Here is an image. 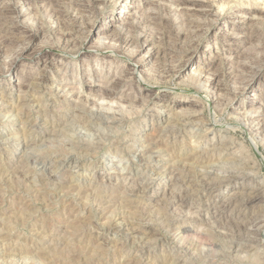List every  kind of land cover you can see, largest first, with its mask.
I'll return each mask as SVG.
<instances>
[{"label":"rangeland","instance_id":"374dc122","mask_svg":"<svg viewBox=\"0 0 264 264\" xmlns=\"http://www.w3.org/2000/svg\"><path fill=\"white\" fill-rule=\"evenodd\" d=\"M20 1L29 14L12 34L15 15L1 10L12 2L0 0V37L14 39L0 45V264H264L263 221L250 242L221 228L243 185L258 193L248 218L264 214V131L240 118L254 106L264 120V0H221L217 19L184 13V27L199 37L177 48L169 44L179 18L172 0H64L59 10L77 42L67 52L53 47L56 23L44 0ZM122 5L127 12L117 14ZM116 34L117 43L99 46ZM130 36L136 45L126 49ZM257 61L247 85L233 78ZM198 66L203 75L191 79ZM110 78L113 96L100 99ZM183 163L240 178L189 193L183 211L165 210L162 184ZM129 181L147 190L130 192Z\"/></svg>","mask_w":264,"mask_h":264},{"label":"bare ground","instance_id":"6f19581e","mask_svg":"<svg viewBox=\"0 0 264 264\" xmlns=\"http://www.w3.org/2000/svg\"><path fill=\"white\" fill-rule=\"evenodd\" d=\"M195 2H199L200 3H195V2H191L189 3V1L186 0H172L170 1L171 4H174L175 7L177 8V14L179 13V22L177 19V22L174 23L176 24V33L172 34L171 32L169 33V40H170V46L172 48H177L179 45L184 46L186 45V43H190V38L197 37L199 34L198 32L199 30H194V31H188L185 27H184V23L187 22H181L182 18L181 16L185 13L188 12V14L190 16H199V15H204V16H210L213 17V19H217L219 17V12L222 13L224 11V8L226 5H223L221 0H193ZM11 4H9L8 6H6L5 8L1 9L3 10L2 12V16H8L11 17L9 15H15L14 19L17 21L18 18L20 17H24L26 16L28 13V9L26 8V10L24 11L23 7L25 6L24 2H21L20 0H11ZM26 2H28V4H32V2H30L29 0H26ZM45 2V6H47V9L50 10L51 14H48L50 17H52L54 19V23H56V30H57V35H58V39H55L54 43H53V47H57L60 50H62V52H67L69 50H71L74 45L73 40H71V36H70V32H69V28H70V23L69 20L65 19V16H63V12L59 10L60 5L64 4V0H44ZM66 2V1H65ZM19 3H22V5L20 6V9H18V5ZM91 3V2H90ZM99 3V2H98ZM101 3V2H100ZM229 3V2H228ZM231 4V3H230ZM234 4V3H233ZM106 5V4H105ZM150 5V4H149ZM123 7H118L117 9H115L114 11H116L117 14H121L124 15L127 12V7H125L124 5H122ZM193 7V9H187V7ZM1 8V7H0ZM150 8V7H149ZM155 8V7H154ZM208 9V10H204V9ZM215 8L218 9V11H215ZM23 9V11H22ZM226 9V8H225ZM189 10H192L193 12H189ZM114 11L112 12V14L114 13ZM150 11V10H149ZM243 10H240V13ZM1 14V13H0ZM44 14V13H43ZM187 14V15H188ZM44 16V15H43ZM151 16V15H150ZM149 16V17H150ZM153 16V15H152ZM178 16V15H177ZM251 16V15H250ZM141 17V16H140ZM145 17V16H144ZM185 17V16H184ZM189 17V16H188ZM187 17V18H188ZM2 18V17H1ZM263 18V17H262ZM73 19V18H72ZM145 19H147L145 17ZM152 19V18H151ZM210 19V18H209ZM211 19V20H213ZM2 20V19H1ZM208 20V19H207ZM24 21V20H23ZM85 21V20H84ZM83 21V22H84ZM126 21V20H125ZM153 21V20H152ZM214 21V20H213ZM82 22V21H81ZM124 22V21H123ZM137 22V21H136ZM142 22V21H141ZM150 22V21H148ZM159 22V21H158ZM12 23V22H11ZM47 23V22H46ZM166 23V22H165ZM190 23V22H189ZM191 23H193L191 21ZM14 24V23H13ZM159 24V23H158ZM163 24V23H161ZM171 26V25H170ZM186 26V25H185ZM5 27V26H4ZM33 27V26H32ZM80 27V26H79ZM163 27V26H162ZM166 27V26H165ZM184 27V28H183ZM193 27V26H192ZM7 28V27H6ZM18 28V29H17ZM23 28L22 23H18V21L16 22V27L15 28H11V33H15L16 30H19ZM194 28V27H193ZM160 29V28H159ZM252 29V28H251ZM41 30V28H40ZM161 30V29H160ZM171 30V29H170ZM29 32V31H28ZM3 33V32H2ZM26 33V32H25ZM33 33V32H32ZM55 33V32H54ZM130 33V32H129ZM165 33V32H164ZM115 34V33H114ZM132 34V32H131ZM198 34V35H197ZM6 35V34H5ZM37 35V34H35ZM31 36L34 38V36ZM48 35V34H47ZM201 35V34H200ZM7 36V35H6ZM43 36V35H42ZM103 36V35H102ZM105 37V36H104ZM156 37V36H155ZM199 37V36H198ZM15 38V37H14ZM30 38V37H29ZM121 36L116 34L113 36H106L105 38H98V43L99 46L102 47V45L104 44V40H109L111 42L120 39ZM158 38V37H157ZM13 39V38H12ZM10 39H6L5 37L2 38L0 37V45H11L14 42L13 40ZM18 39V38H17ZM54 39V38H53ZM42 40V39H41ZM51 40V39H50ZM26 41V40H25ZM123 41L125 44V48H131L134 47L135 44V39L134 38H123ZM144 41V40H143ZM165 41V40H164ZM19 42V41H18ZM116 42V41H115ZM118 42V41H117ZM116 42V43H117ZM155 42V41H154ZM24 43V42H23ZM108 44V42H107ZM106 44V45H107ZM141 44V43H140ZM150 41H145L143 42V45H149ZM192 44V43H191ZM24 45V44H23ZM22 45V46H23ZM105 45V46H106ZM109 45V44H108ZM112 46V44H110ZM116 45V44H115ZM159 45V44H158ZM166 45V44H165ZM168 45V44H167ZM190 45V44H189ZM13 46V45H12ZM15 46V45H14ZM152 46V45H151ZM154 46V45H153ZM27 47V46H26ZM24 47V49L26 48ZM114 47V46H113ZM162 47V46H161ZM160 47V48H161ZM9 48V47H8ZM126 48V49H127ZM156 48V47H155ZM163 48V47H162ZM167 48V47H166ZM23 49V48H22ZM50 49V48H49ZM55 49V48H54ZM110 49V48H109ZM136 49V48H135ZM138 49V48H137ZM136 49V50H137ZM180 49V48H178ZM182 49V48H181ZM113 50V49H111ZM153 50V49H152ZM151 49H149L146 54L150 53V57H153L154 52ZM22 51V50H21ZM20 51V52H21ZM118 51V50H117ZM156 51V50H155ZM161 51V50H160ZM165 51V50H164ZM176 51V49H175ZM152 52V53H151ZM260 52V51H259ZM263 52V51H262ZM163 53V52H162ZM264 53V52H263ZM160 54V53H159ZM258 54V53H257ZM5 55V54H4ZM70 55V53H69ZM134 52L130 51L129 52V58L133 57ZM163 55V54H162ZM20 56V55H19ZM18 56V57H19ZM145 58V57H144ZM162 58V57H161ZM172 58V57H171ZM229 58V57H227ZM237 59V58H236ZM145 61V60H144ZM171 61V60H169ZM263 61V60H262ZM261 61V62H262ZM163 62V61H162ZM173 62V61H172ZM261 62H256L255 63V67L254 66H249L250 68L247 70L246 68L243 69V71L247 72L248 75H245L242 71V67L241 69H237L238 72H235V70H233L235 72L233 78L235 79H240L242 82V84L246 85L251 81L252 77H254V75L258 74L260 68H261ZM133 63V62H132ZM164 63V62H163ZM5 64V63H4ZM173 64V63H172ZM263 64V62H262ZM230 65V64H229ZM228 65V66H229ZM199 67V66H198ZM234 68L230 66V69ZM254 68H258L257 70H254ZM201 67L198 68V70L194 73H192L191 75V79H195L198 78L199 76L202 74V72H200ZM160 72V71H159ZM211 73V72H210ZM213 74V73H212ZM228 74V73H227ZM203 75V74H202ZM140 76V75H139ZM44 75L40 74L37 78V80L39 82L43 81ZM115 77V76H114ZM113 77V78H114ZM212 77V76H211ZM91 78V77H90ZM161 78V77H160ZM119 79V78H118ZM141 79V78H140ZM209 79V78H208ZM234 79V80H235ZM132 80V79H131ZM202 80V79H201ZM215 80V79H213ZM212 81V80H211ZM219 81V80H218ZM237 82L239 80H236ZM37 82V81H36ZM120 82V81H119ZM236 82V83H237ZM240 82V81H239ZM19 83V82H18ZM201 83V82H200ZM24 84V83H23ZM104 85V91L100 97V99H111L113 96V93L108 91V88H112L115 87L117 85V80L115 79H109L103 82ZM78 86V85H77ZM217 87V86H216ZM65 88V86H64ZM80 88V87H79ZM79 88L72 86L69 88V91L71 92H76L79 93L80 90ZM113 89V88H112ZM217 90V89H215ZM19 91V90H18ZM221 95V94H220ZM126 99H123L124 101H129L130 99H132L134 101V99L136 97H125ZM220 102V101H219ZM94 104V103H93ZM121 104V103H120ZM217 104V103H216ZM258 104V103H257ZM134 106V104H133ZM122 107V106H121ZM180 109V108H179ZM183 109V108H182ZM112 110V109H111ZM244 110V109H243ZM261 110V107H251L248 108V110H246V112H244L242 115H240V118H243L245 122H247V127L249 128L250 131L253 132H260L264 131V120H259L258 116H260L258 114V112ZM183 112L185 110H182ZM181 111V112H182ZM182 112V113H183ZM117 113V112H116ZM88 114V113H87ZM187 114V113H186ZM84 116V115H83ZM82 116V117H83ZM95 116V115H94ZM107 116V115H106ZM81 117V116H80ZM115 117V116H114ZM113 117V118H114ZM179 117L178 119H181L182 116H177ZM85 118V117H83ZM239 118V119H240ZM117 119V118H116ZM114 118V120H116ZM27 121V120H26ZM244 123V122H243ZM90 124V123H89ZM184 124V123H183ZM181 125V124H180ZM258 132V133H259ZM65 134V133H64ZM65 138V137H64ZM59 142V141H58ZM95 142V141H94ZM77 147V146H76ZM83 149V148H82ZM49 154V153H48ZM179 157V156H178ZM34 159V158H33ZM143 161V160H142ZM184 162V161H183ZM189 163V162H188ZM184 164V163H183ZM30 166V165H29ZM31 167V166H30ZM207 171V170H206ZM22 172V171H21ZM26 172V171H25ZM23 172V173H25ZM34 172V171H33ZM19 173V172H18ZM40 173V172H39ZM42 173V172H41ZM203 173V172H202ZM15 174V173H14ZM22 175V174H21ZM44 175V174H43ZM166 180L164 181L163 185V191L164 194L163 196V208L165 210L167 209H171L172 207H174L175 205H178L180 209H182L181 207H183V203H181V201H183V199L188 198L190 196L189 193H192L193 196L196 194H198L199 191L202 190V192L207 191L208 189H210L212 186H218L220 187L221 185H225L224 187L228 188V183H230L232 180H238L240 178V176H238L237 174L234 173H225L222 174L221 177L217 176V175H213V174H207V173H203L201 174V172H197L196 170H194V168L192 169V167H188V165H175L173 166L172 169H170V171L168 172V174H166ZM40 176V175H39ZM49 176V175H48ZM118 176V175H117ZM116 176V177H117ZM245 176V175H244ZM23 177H25V175H23ZM115 177V176H114ZM38 178V176H37ZM244 178V177H243ZM18 179V178H17ZM39 181V179H37ZM127 180V179H126ZM124 185V183H123ZM122 185V187H124ZM249 185V184H247ZM216 187V188H218ZM258 187V186H257ZM126 189L130 192H134V191H141V193H144L147 190V187H145V185H143L141 182H128V187H126ZM254 189V188H253ZM251 188H248V186L243 185L240 190L238 192L233 193L232 196H234V201H233V210H234V214L232 215L231 219L229 221H226L227 223H225V225H221L222 230H224V232H226L227 237L236 239V241L240 242L242 241H248L250 242L252 238H254V236H257V231L259 229V224L261 225L262 221L264 222V214L259 216V217H253V219H249L246 213V210L248 208L247 203L254 201V199H258V193L255 192V189L253 190ZM260 189V188H259ZM39 191V190H38ZM169 191V193H168ZM191 194V195H192ZM231 197V196H230ZM232 198V197H231ZM129 199V198H128ZM187 200V199H186ZM185 201V200H184ZM230 201V200H229ZM228 201V202H229ZM162 202V201H161ZM127 203V202H126ZM178 203V204H177ZM190 203V202H189ZM192 204V203H191ZM190 205V204H189ZM188 205V207H189ZM213 202H211L209 205H206V212H207V218L213 216L214 214H212V210L210 212V209H212L213 206ZM217 206H219L217 204ZM246 206V207H245ZM221 207V206H220ZM245 207V209L243 210V208ZM178 208V207H177ZM187 208V207H186ZM219 209V207H217ZM133 209V208H132ZM176 209V208H175ZM189 209V208H188ZM215 209V208H214ZM128 210V209H127ZM139 210V209H138ZM160 210V209H159ZM178 210V209H177ZM184 209H182L183 211ZM187 210V209H186ZM181 211V210H180ZM179 211V212H180ZM218 211V210H217ZM244 211V212H243ZM186 212V211H185ZM182 213V212H180ZM216 213V210H215ZM194 214V213H193ZM191 217V216H190ZM128 218V217H127ZM137 218V217H135ZM219 219V218H218ZM139 220V219H138ZM169 220V219H168ZM214 221V220H213ZM225 221V220H224ZM17 223V222H16ZM217 224V223H216ZM219 224V223H218ZM217 224V225H218ZM103 226V225H102ZM108 226V225H107ZM105 226V227H107ZM262 226V225H261ZM13 227V226H12ZM112 226H109L108 228H110ZM128 227V226H127ZM186 226H181V233L186 232ZM189 228V227H188ZM218 228V226L216 227ZM220 228V226H219ZM220 228V229H221ZM132 229V228H131ZM212 230V229H211ZM108 231V229H107ZM219 231V230H218ZM108 233V232H107ZM114 234V233H113ZM219 234V233H218ZM182 235V234H181ZM200 235V234H199ZM202 236V235H201ZM218 236V235H217ZM216 236V237H217ZM224 236V234L222 235ZM10 237V236H9ZM220 237V234H219ZM225 238V237H224ZM182 239V238H181ZM206 240V239H205ZM213 240V239H212ZM224 240V239H223ZM255 240V239H254ZM222 241V240H221ZM226 241V240H225ZM253 241V240H252ZM229 243V241H228ZM233 246V245H232ZM211 248V246H210ZM230 248V247H229ZM236 249V248H235ZM210 251V250H209ZM47 254V253H46ZM6 256V255H5ZM207 257V256H206ZM57 261V260H56ZM45 262V261H44Z\"/></svg>","mask_w":264,"mask_h":264}]
</instances>
